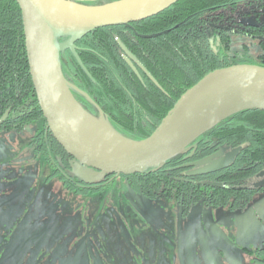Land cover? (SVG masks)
Masks as SVG:
<instances>
[{
    "label": "trees",
    "instance_id": "16d2710c",
    "mask_svg": "<svg viewBox=\"0 0 264 264\" xmlns=\"http://www.w3.org/2000/svg\"><path fill=\"white\" fill-rule=\"evenodd\" d=\"M72 1L101 5L113 0ZM237 12L252 21L237 22L242 30L233 34L218 28ZM260 16L264 17V0H180L130 27L102 28L84 35L75 46L90 78L69 50L60 55L63 75L71 85L72 79L78 81L80 89L73 86L85 96L73 92L74 97L80 95L100 109L118 135L132 141L142 140L158 127L175 102L210 72L237 64L264 68V23L258 22ZM117 40L125 45L129 55L122 54ZM34 107L40 113L29 74L21 12L15 0H0V117L7 110L20 114ZM212 138L231 147L247 145L235 170L243 164L264 165L263 111H245L223 120L196 139L191 148H196L198 140ZM50 139L55 157L70 159L66 164L70 170L73 160ZM46 149L43 146L40 152L49 157ZM177 158L156 171L137 175H149L153 182H161L164 170ZM234 172H227L225 180L235 179L231 177ZM253 172L241 173L242 178ZM89 174L88 183L92 184L99 173L90 170ZM242 191L250 196L249 190Z\"/></svg>",
    "mask_w": 264,
    "mask_h": 264
},
{
    "label": "flooded vegetation",
    "instance_id": "af4514ba",
    "mask_svg": "<svg viewBox=\"0 0 264 264\" xmlns=\"http://www.w3.org/2000/svg\"><path fill=\"white\" fill-rule=\"evenodd\" d=\"M249 21L252 20L244 19L242 13L237 12L230 16V21L223 22L218 28L233 34L242 30L237 22ZM258 22L264 23V17L260 16ZM72 84L80 89L77 80L72 79ZM75 97L94 116L101 111L92 107L84 97ZM39 111L40 113L35 107L20 114L7 110L0 117V120L4 118L0 132L4 136L11 133L27 135V145L32 147L37 157H42L47 163L49 177L58 176L67 192L84 198L98 194L100 199H104L101 192L111 186L118 190L119 187L130 188L134 196L141 197V202L149 206L164 198L174 199L179 207V217L166 231L153 211L144 213L135 202L130 201L133 204V215L139 214L149 228L146 230L145 227L138 226V235L128 238L121 234H125L124 230L120 232L112 227L108 231L109 235L112 231V236H105L100 225L89 226L88 210L81 212L83 217L78 222L70 219L68 210H55L51 200L48 205H41V198L38 197L37 200L34 199L33 205H22L29 195L24 191L17 194L15 190L26 184L19 182L23 176L10 181L7 179L10 171L0 165V264H213L215 254L220 264H264V240L258 244L250 240L249 229L253 225L250 218L244 220L246 237H239L236 226L233 229L234 238L236 235L239 238L237 244L233 236H230L232 231H226L212 215V210L220 208L230 212H245L253 196L264 192L263 164L255 163L252 167L243 164L235 170L236 162L243 158L239 156L247 145L231 147L215 138L198 140L196 148H190L164 170L161 182H153V177L149 175L100 174L92 184L88 180L80 183L69 173L66 164L70 159L55 157V147L50 139L53 136L40 108ZM43 146L48 148L46 150L49 157L40 152ZM208 156L212 158V162L227 158L231 161L208 174H199L198 171L206 166L199 163ZM230 171H235L231 177L236 180H225ZM251 171L255 172L242 178L241 173ZM17 174L21 175L22 169H17ZM242 190H249L250 196L247 197ZM198 203H202L205 209L199 227L194 228L192 223L184 227L183 219L187 218L190 209ZM114 213L109 208L100 212L107 220ZM78 215L76 213V217ZM151 228L160 234V239L147 237ZM118 232L120 237L113 236ZM246 257L248 261H245Z\"/></svg>",
    "mask_w": 264,
    "mask_h": 264
},
{
    "label": "water",
    "instance_id": "95a60500",
    "mask_svg": "<svg viewBox=\"0 0 264 264\" xmlns=\"http://www.w3.org/2000/svg\"><path fill=\"white\" fill-rule=\"evenodd\" d=\"M15 1L22 16L29 74L37 103L55 141L82 167V178L75 177L80 181H90V170L99 175L156 171L167 161L185 154L196 139L223 120L250 110L264 112V68L237 64L210 72L188 89L147 138L125 139L110 127L101 111L94 116L76 100L73 92H80L65 79L60 55L69 50L90 78L77 54L78 40L98 29L130 27L180 0H113L101 5L72 0ZM117 44L129 55L120 40ZM127 64L139 76L129 61ZM77 113L100 122L113 138L98 141L88 137L74 121L73 115ZM212 161L210 158L200 162L208 166L198 172L221 168L231 159Z\"/></svg>",
    "mask_w": 264,
    "mask_h": 264
},
{
    "label": "rangeland",
    "instance_id": "374dc122",
    "mask_svg": "<svg viewBox=\"0 0 264 264\" xmlns=\"http://www.w3.org/2000/svg\"><path fill=\"white\" fill-rule=\"evenodd\" d=\"M27 135H15L9 134L4 136L0 132V165L5 170L10 171L7 179L10 181L20 179L19 182L26 183L20 188H16L17 194L28 193V197L24 200L25 204L33 205L34 199L41 198V205H48L51 200V204L54 205L55 210L61 208L62 210H68L71 214L70 219L80 221L82 219V213L85 210L89 211V226L95 224L100 225L105 232V236H112L108 234V231L113 227L115 230H124L122 235L126 237L138 235L137 228L145 227L147 230L149 225L140 217L139 214L132 213L133 204L130 201L135 202V205L140 208L144 213L154 212V216L164 226V230L175 222L179 215V207L174 199L164 198L159 203L151 204L150 206L144 202H141V197L137 198L133 195L130 188H118L111 186L110 189H105L101 192L104 199H100L98 194L80 197L75 193H69L65 190L64 186L59 180L58 176L49 177V167L42 157H37L32 147L27 145ZM22 169V174H17V169ZM70 175L82 178V167L72 162V169L69 171ZM32 194L34 196H32ZM135 197V198H134ZM109 208L110 211L115 212L110 217L108 222L107 218H103L100 214L101 211ZM205 209L202 203L194 205L187 216L183 219V226L188 223H192L194 228L199 227V223L202 220V216ZM82 212V213H81ZM76 213L79 215L76 217ZM212 215L216 222L221 225L226 231H232L230 236L234 234L233 229L237 227L239 237H246L244 229V220L250 218L253 225L249 229V237L254 244H258L264 240V192L257 193L253 196L252 200L247 204L245 212H230L227 209H215L212 210ZM76 217V218H75ZM84 221V220H82ZM112 229V230H113ZM120 232L113 236L120 237ZM147 237L152 239H158L160 234L157 231L150 229V233ZM237 244H239V238L236 235L232 237ZM160 239V238H159ZM232 254V252L229 251ZM233 256V254H232ZM218 256L215 254V264H220ZM235 258V256H234ZM202 259V258H201ZM247 260V257L245 258ZM202 264V262H200Z\"/></svg>",
    "mask_w": 264,
    "mask_h": 264
},
{
    "label": "bare ground",
    "instance_id": "6f19581e",
    "mask_svg": "<svg viewBox=\"0 0 264 264\" xmlns=\"http://www.w3.org/2000/svg\"><path fill=\"white\" fill-rule=\"evenodd\" d=\"M73 118L76 125L82 129L88 137L94 138L98 141H105L113 138L100 122L79 113L74 114Z\"/></svg>",
    "mask_w": 264,
    "mask_h": 264
}]
</instances>
